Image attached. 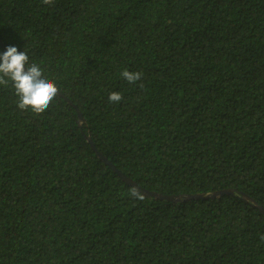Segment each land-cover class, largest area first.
I'll list each match as a JSON object with an SVG mask.
<instances>
[{
  "label": "trees",
  "instance_id": "obj_1",
  "mask_svg": "<svg viewBox=\"0 0 264 264\" xmlns=\"http://www.w3.org/2000/svg\"><path fill=\"white\" fill-rule=\"evenodd\" d=\"M5 45L59 90L0 85V264H264V0H0ZM88 137L150 191L233 193L145 196Z\"/></svg>",
  "mask_w": 264,
  "mask_h": 264
},
{
  "label": "clouds",
  "instance_id": "obj_2",
  "mask_svg": "<svg viewBox=\"0 0 264 264\" xmlns=\"http://www.w3.org/2000/svg\"><path fill=\"white\" fill-rule=\"evenodd\" d=\"M120 75L133 83L140 80L142 73L122 69ZM8 84L13 89L16 106L21 110L31 109L34 113L46 110L59 90L58 80L40 62L30 61L25 48L18 50L16 45H5L0 50V85ZM122 98L119 90L108 93V100L112 103H118Z\"/></svg>",
  "mask_w": 264,
  "mask_h": 264
},
{
  "label": "water",
  "instance_id": "obj_3",
  "mask_svg": "<svg viewBox=\"0 0 264 264\" xmlns=\"http://www.w3.org/2000/svg\"><path fill=\"white\" fill-rule=\"evenodd\" d=\"M88 141L90 142L91 146L93 149H95L94 145L92 144V140L90 137H88ZM96 150V149H95ZM96 154L104 160L105 163H107L117 174L118 176L125 181L127 184L133 186L136 190L140 191L143 195L145 196H153L156 199H167V200H172V201H178V200H186V199H191V198H209V197H216L221 194H229L233 193L232 189H221V190H216L211 193H196V194H187V195H174V194H162L159 192L155 191H150L148 189L143 188L140 186L138 183H136L134 180H132L130 177L126 176L124 173H122L120 170H118L113 164L109 162V160L102 155L99 151L96 150ZM262 211V207H259Z\"/></svg>",
  "mask_w": 264,
  "mask_h": 264
}]
</instances>
